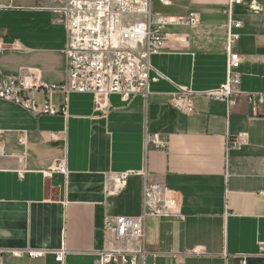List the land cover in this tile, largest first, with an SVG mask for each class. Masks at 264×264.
Listing matches in <instances>:
<instances>
[{"label":"crops","instance_id":"0c3cea01","mask_svg":"<svg viewBox=\"0 0 264 264\" xmlns=\"http://www.w3.org/2000/svg\"><path fill=\"white\" fill-rule=\"evenodd\" d=\"M234 1L170 0L164 6L154 0L153 11L193 12L200 26L168 27L167 49L151 64L169 80L152 83L148 97L126 102L111 96L105 117L89 93L52 95L54 105H67V118L35 116L0 100V150L19 153V136L29 134L23 179L15 172L18 160L0 155L2 264H56L52 254L32 259L9 252L30 249H64L65 264H101L100 253L112 250L136 254L138 264H264V105L254 110L240 97L229 112L226 102L198 96L191 115L170 106L176 86L204 93L226 82L231 20L242 24L233 47L241 61L239 91L264 94V0ZM67 5L0 0L2 73L38 72L46 83H66ZM243 133L247 145L227 159V139ZM147 135L164 147L148 146ZM59 161H66L68 174L45 177ZM129 173L126 187L116 190L117 177ZM140 173L176 193L186 220L150 217L142 238L119 240L108 226L143 214Z\"/></svg>","mask_w":264,"mask_h":264},{"label":"built area","instance_id":"2783aa9c","mask_svg":"<svg viewBox=\"0 0 264 264\" xmlns=\"http://www.w3.org/2000/svg\"><path fill=\"white\" fill-rule=\"evenodd\" d=\"M154 0H68L66 8L67 43V81L64 84H49L43 81L40 73L28 75H6L0 70V100L15 103L35 116L61 115L68 117L66 104L56 106L52 102L55 93L68 96L73 93H89L94 96L95 111L102 116L110 112V97L119 95L128 102L143 96L148 97L152 83L169 80L168 77L154 69L151 58L166 51L168 27L197 28L200 26L198 14L189 12L182 15H166L152 9ZM164 6H170V0H159ZM235 0L233 3H241ZM242 24L230 21L226 38L227 80L218 89L196 93L190 88L176 86L170 94V106L177 111L191 115L195 112V100L204 96L214 101H224L229 112L238 98L244 97L256 110L264 105V94H245L239 91L241 61L238 53L233 51L240 35L235 32ZM16 48V47H15ZM6 50L0 38V54ZM155 73L152 76V73ZM42 101L39 102V98ZM1 134V133H0ZM248 135L240 134L229 137L226 143V156L232 151H240L247 145ZM29 134L22 133L18 145L22 148L17 154H8L4 149L0 155L14 157L19 167L16 173L23 179L27 169V146ZM147 145L164 147L158 136L147 135ZM45 177L54 174L67 175L66 161H59L43 172ZM143 182V214L140 218L118 217L110 226L119 240L144 236V221L147 218L173 219L185 221L186 215L181 211L174 191L161 185L151 184L146 173H140ZM129 174H123L115 180L118 191L126 187ZM264 252V245L261 246ZM5 251H0L1 255ZM16 257L26 254L29 258H42L52 254L56 264H65L66 251H46L30 249L25 252L9 251ZM193 254L199 251L194 249ZM137 255L121 251H104L100 253L101 264H138Z\"/></svg>","mask_w":264,"mask_h":264},{"label":"rangeland","instance_id":"374dc122","mask_svg":"<svg viewBox=\"0 0 264 264\" xmlns=\"http://www.w3.org/2000/svg\"><path fill=\"white\" fill-rule=\"evenodd\" d=\"M155 8H157V5L155 4Z\"/></svg>","mask_w":264,"mask_h":264}]
</instances>
